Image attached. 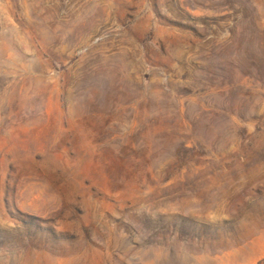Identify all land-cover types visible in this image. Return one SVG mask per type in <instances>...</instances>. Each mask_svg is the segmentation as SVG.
Instances as JSON below:
<instances>
[{"label":"rangeland","instance_id":"obj_1","mask_svg":"<svg viewBox=\"0 0 264 264\" xmlns=\"http://www.w3.org/2000/svg\"><path fill=\"white\" fill-rule=\"evenodd\" d=\"M0 264H264V0H0Z\"/></svg>","mask_w":264,"mask_h":264}]
</instances>
